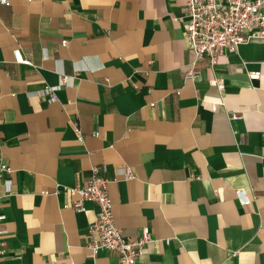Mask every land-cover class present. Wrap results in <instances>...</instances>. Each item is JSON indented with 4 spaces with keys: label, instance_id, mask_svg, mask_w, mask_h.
I'll list each match as a JSON object with an SVG mask.
<instances>
[{
    "label": "crops",
    "instance_id": "crops-1",
    "mask_svg": "<svg viewBox=\"0 0 264 264\" xmlns=\"http://www.w3.org/2000/svg\"><path fill=\"white\" fill-rule=\"evenodd\" d=\"M188 2L0 3V154L13 169L0 264L117 263L88 248L97 205L79 211L66 190L94 166L123 233L150 227L138 264H264V37L193 66ZM63 76L48 103L40 91Z\"/></svg>",
    "mask_w": 264,
    "mask_h": 264
},
{
    "label": "built area",
    "instance_id": "built-area-1",
    "mask_svg": "<svg viewBox=\"0 0 264 264\" xmlns=\"http://www.w3.org/2000/svg\"><path fill=\"white\" fill-rule=\"evenodd\" d=\"M0 3L9 5V0H0ZM187 15L189 20L186 25V42L193 55V66L203 57H208L210 64L215 65L220 55L238 52L252 37H264V0H189ZM63 44H66V41H63ZM15 57L19 62L30 64L29 60L22 58L18 50ZM187 76L195 78L193 69ZM249 76L251 80H258L261 72H251ZM212 83L217 85L220 91L225 88V83L220 79H213ZM69 84L71 78L63 76L59 85L44 87L40 95L48 103H53L57 100V90ZM76 131L81 134L79 127ZM122 170L124 174L131 175L129 168ZM12 172V167L0 154V235L6 232L1 227L5 219V215L1 213V199L4 196L1 187H4L7 194L12 192ZM108 185L109 180L102 174L101 167L94 166L86 185L66 187V190L72 197L79 195L78 199L71 202L73 208L86 211L85 203L88 201L98 207L96 219L89 226L88 232V248L92 253L97 255L102 251H111L117 254L116 264H138L153 241L150 227H143L135 238L125 235L116 224ZM237 195L243 204H250L251 200L243 189L237 190ZM2 247L0 244V253H4Z\"/></svg>",
    "mask_w": 264,
    "mask_h": 264
}]
</instances>
